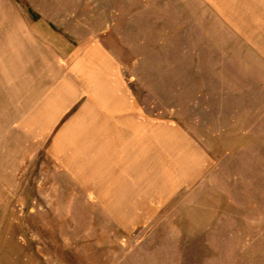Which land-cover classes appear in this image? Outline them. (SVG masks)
Here are the masks:
<instances>
[{"label":"rangeland","instance_id":"1","mask_svg":"<svg viewBox=\"0 0 264 264\" xmlns=\"http://www.w3.org/2000/svg\"><path fill=\"white\" fill-rule=\"evenodd\" d=\"M0 6L1 22L37 21L35 43L77 69L84 91H118L136 108L128 116L179 130L200 158L195 180L171 160L163 179H135L86 141H56L81 110L101 117L96 94L41 140L20 93L35 66L0 77V264H264V0ZM87 112L77 133L93 122Z\"/></svg>","mask_w":264,"mask_h":264},{"label":"crops","instance_id":"2","mask_svg":"<svg viewBox=\"0 0 264 264\" xmlns=\"http://www.w3.org/2000/svg\"><path fill=\"white\" fill-rule=\"evenodd\" d=\"M1 9H7V7L0 6V11ZM0 23L3 30L5 29L4 34L2 30L0 33V61L29 62L28 66L23 64L22 67L16 69L0 67V77L6 79L3 82L6 84L11 82L12 75L25 76L27 67L30 68L31 65L35 66L37 71L35 77L38 78L26 82L27 84L23 81L25 85L21 83L20 91L23 93V113L28 111L29 114L27 123L34 125L30 133L38 134L41 140L57 136L63 122L82 103L85 96L90 98L89 93L92 92L96 95L92 96L91 100H102L106 105L105 112L100 117L99 113L92 109L90 112L81 110L78 116L76 114L71 118L69 127L61 131L56 141L62 140L65 134L70 135L66 138L68 140L74 138L86 141L89 143L88 149L93 151L90 156H94L95 150H102L105 164L106 162L115 164L117 160H121L124 164V171L133 174L135 179L138 177L137 174L139 177H142V174L143 176L150 174L151 182L158 179V174L163 179L167 172L166 166H169V160L172 165L179 166L180 171L186 173L189 171L192 180L197 179L200 158L199 160L194 159L195 150L182 132L172 126H157L147 121L142 124L134 116H128L134 114L136 108L126 99V96H121L118 91L108 90L106 92L105 89L101 91L96 89V92L94 90L84 91L83 86L77 80V69L62 68V64L58 62L59 54L54 53L52 47L51 49L44 47V50L35 43L36 38L33 36L35 32L32 27L37 21H33L32 24L31 22L23 24L17 20L4 19ZM15 71L18 73L15 74ZM45 85L48 86L45 87ZM84 112L88 113L86 115L88 118H93V122L87 123L84 127L85 132L77 133L74 127L78 124L77 118L81 117ZM80 135L84 136L79 137ZM167 156L171 158L165 159ZM148 161L151 163L146 168ZM175 178L176 176L172 179ZM122 187L123 189L120 184L118 185L117 190L113 192L114 198L121 200L123 196L128 197L127 185L125 187L122 185Z\"/></svg>","mask_w":264,"mask_h":264}]
</instances>
